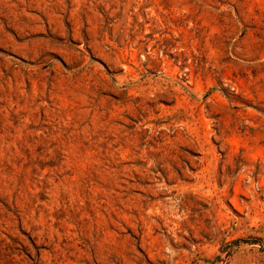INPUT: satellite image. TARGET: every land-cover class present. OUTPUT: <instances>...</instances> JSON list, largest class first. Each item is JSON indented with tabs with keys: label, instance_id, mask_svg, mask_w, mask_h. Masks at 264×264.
Listing matches in <instances>:
<instances>
[{
	"label": "rangeland",
	"instance_id": "374dc122",
	"mask_svg": "<svg viewBox=\"0 0 264 264\" xmlns=\"http://www.w3.org/2000/svg\"><path fill=\"white\" fill-rule=\"evenodd\" d=\"M0 264H264V0H0Z\"/></svg>",
	"mask_w": 264,
	"mask_h": 264
}]
</instances>
